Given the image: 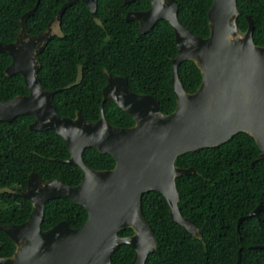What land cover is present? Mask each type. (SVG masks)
<instances>
[{"label":"trees","instance_id":"obj_1","mask_svg":"<svg viewBox=\"0 0 264 264\" xmlns=\"http://www.w3.org/2000/svg\"><path fill=\"white\" fill-rule=\"evenodd\" d=\"M68 0H41L34 16L27 20L28 32L36 35L44 30ZM38 0H0V43L14 42L21 29V17L32 10ZM178 16L194 34L207 37L208 11L213 0H177ZM243 15L237 24L246 32L249 16L254 23V41L264 47V0H238ZM149 0H99L96 18L83 2L67 9L62 29L63 38H54L39 61L43 86L48 90L63 89L54 97L62 116L74 118L77 111L92 122L101 117L103 89L107 84L105 71L128 79L131 90L157 98L164 113L177 106L172 86V58L177 55L174 29L160 20L153 29L139 37L137 22H127L129 11L147 10ZM12 58L0 53V102L28 95L22 75L8 77L6 69ZM179 75L189 92L202 83V73L193 61H184ZM108 120L115 126L131 127L133 118L115 102L105 103ZM33 117L21 116L11 123L0 122V222L5 225L25 223L33 210L28 199L18 195L32 172L44 180L62 179L77 186L82 178L79 166L61 162L70 158L62 137L52 130L33 131ZM255 140L240 133L217 148L185 153L177 159L180 167H195L198 171L178 177L180 207L184 216L192 219L203 238L187 233L173 220L166 197L157 191L145 193L143 213L154 227L159 240L158 250L147 264H237L243 248L242 264H264V213L261 221L246 219L238 232V223L260 204H264V160ZM84 159L97 170H111L116 161L111 155L87 148ZM4 190H13L16 193ZM87 210L70 199L51 200L45 207L42 228L47 230L61 221L71 227L82 226L88 220ZM134 233L125 229L121 236ZM15 243L0 230V257H12ZM136 256L130 245L120 246L112 257L114 264H130Z\"/></svg>","mask_w":264,"mask_h":264},{"label":"water","instance_id":"obj_2","mask_svg":"<svg viewBox=\"0 0 264 264\" xmlns=\"http://www.w3.org/2000/svg\"><path fill=\"white\" fill-rule=\"evenodd\" d=\"M87 4L95 16L98 0H69L48 28L37 36L27 31V20L36 7L21 17V30L14 43H0V53L12 58L5 74L23 76L29 94L0 102V122L11 123L21 116H31L34 131L52 130L62 137L71 158L65 163L82 169V180L70 186L62 179L44 181L40 174L29 176L27 187L19 193L33 210L23 224L5 225L3 231L16 246L12 257H0V264H114L112 257L122 245H130L136 256L130 264H147L159 248L154 227L143 213L145 193H162L170 205L171 217L187 233L199 239L203 232L192 219L184 216L177 179L198 171L177 165L179 156L200 149L217 148L244 133L252 137L264 160V47L254 41V23L243 32L237 21L243 15L238 0H213L209 11V35L194 34L179 19L177 0H149L146 11L130 12L127 21L140 24L139 36L148 33L160 20L174 29L177 55L172 58V86L177 106L164 113L153 95L131 90L127 78L106 72L108 83L103 91L101 118L90 122L81 112L76 118L62 116L54 104L59 91H48L39 77V56L57 35L65 11L74 3ZM134 0H125L130 3ZM184 61H193L202 73V83L189 92L179 75ZM115 102L128 113L135 125H112L104 112V103ZM86 148H95L116 161L113 170L98 171L83 158ZM67 198L84 207L89 218L79 228L64 221L49 230L42 228L46 204ZM260 205L246 218L260 217ZM134 233L121 236L125 229ZM240 232V230H239ZM243 249L237 264H242Z\"/></svg>","mask_w":264,"mask_h":264},{"label":"flooded vegetation","instance_id":"obj_3","mask_svg":"<svg viewBox=\"0 0 264 264\" xmlns=\"http://www.w3.org/2000/svg\"><path fill=\"white\" fill-rule=\"evenodd\" d=\"M40 1H41V0H40ZM68 1H69V0H68ZM68 1H67V2H68ZM98 1H99V0H98ZM134 1H136V0H134ZM134 1H132V2H134ZM67 2H66V3H67ZM78 2H82V1H78ZM149 2H150V1H149ZM37 3H38V2H37ZM66 3H64V4H66ZM76 3H77V2H76ZM83 3H84V2H83ZM130 3H131V2H130ZM64 4H63V5H64ZM74 4H75V3H74ZM74 4H73V5H74ZM125 4H129V3H125ZM36 5H37V4H36ZM63 5H62V7H63ZM73 5H72V6H73ZM86 5H87V4H86ZM72 6H71V7H72ZM150 6H151V4H150ZM35 7H36V6H35ZM35 7H34V8H35ZM62 7H61V8H62ZM71 7H70V8H71ZM87 7H88V6H87ZM34 8H33V9H34ZM61 8H60V9H61ZM149 8H150V7H149ZM149 8H148V9H149ZM33 9H32V10H33ZM60 9H59V11H60ZM68 9H69V8H68ZM148 9H147V10H148ZM97 10H98V7H97ZM30 11H31V10H30ZM36 11H37V10H36ZM59 11H58V13H59ZM66 11H67V10H66ZM66 11H65V13H66ZM138 11H146V10H138ZM138 11H129V12L127 13V15H126V21H127L128 14H129L130 12H138ZM28 12H29V11H28ZM28 12H27V13H28ZM35 13H36V12H35ZM58 13H57V14H58ZM65 13H64V15H65ZM96 13H97V12H96ZM96 13H95V15H96ZM25 14H26V13H25ZM25 14H24V15H25ZM57 14H56V16H57ZM34 15H35V14H34ZM34 15H33V16H34ZM64 15H63V17H64ZM91 15H92V14H91ZM56 16H55V17H56ZM31 17H32V16H31ZM55 17H54V18L48 23L47 27H46L44 30H42L40 33H38V34H36V35H32V34H30L29 32H28V33H29L30 35H32V36H37V35L41 34L42 32H44V31L48 28L49 24H50L51 22L54 21ZM63 17H62V21H63ZM248 17H249V16H248ZM29 18H30V17H29ZM29 18H28V19H29ZM92 18H93L97 23L101 24L100 21L98 20V18H96V16H94V17L92 16ZM20 21H21V19H20ZM62 21H61V25H60V27H59V28H56L57 35H55V36L50 40V42H51L54 38H56V37H58V38H63V37L65 36V34H64V32H63V29H62ZM132 21H133V20H132ZM132 21H127V22H132ZM135 22H136V21H135ZM137 23H138V22H137ZM138 25H139V30H138V36H139L140 24L138 23ZM152 29H153V28H152ZM152 29H151V30H152ZM20 30H21V29H20ZM27 31H28V29H27ZM149 32H150V31H149ZM149 32H148V33H149ZM19 33H20V32H19ZM146 34H147V33H146ZM18 35H19V34H18ZM143 35H145V34H143ZM143 35H142V36H143ZM139 37H141V36H139ZM16 40H17V39H16ZM16 40H15V41H16ZM15 41H14V42H15ZM14 42H12V43H14ZM50 42H49V43H50ZM49 43H48V44H49ZM9 44H10V43H9ZM47 46H48V45H47ZM46 48H47V47H46ZM42 54H43V53H42ZM39 57H40V56H39ZM41 68H42V64H41ZM40 70H41V69H40ZM106 72H108V71H105V74H106ZM110 73H111V72H110ZM113 75H115V74H113ZM115 76H118V75H115ZM39 77H40V76H39ZM106 77H107V74H106ZM120 77H124V76H120ZM125 78H126V77H125ZM127 80H128V79H127ZM107 83H108V79H107ZM106 86H107V84H106ZM106 86H105V87H106ZM105 87H104V89H105ZM44 88H45V87H44ZM27 89H28V88H27ZM45 89H46V88H45ZM104 89H103V91H104ZM46 90H48V89H46ZM62 90H63V89H58V90H48V91H59V92H60V91H62ZM28 91H29V90H28ZM132 91H133V90H132ZM134 92H135V91H134ZM57 93H58V92H57ZM137 93H138V92H137ZM28 94H29V93H28ZM140 94H141V93H140ZM149 95H150V94H149ZM54 97H55V96H54ZM108 101H111V100H108ZM106 102H107V101H106ZM106 102H105V103H106ZM112 102H113V101H112ZM105 103H104V106H103V108H104V112H105ZM102 104H103V99H102ZM102 104H101V113H102ZM78 112H81V111H77V112H76V116H77V113H78ZM81 113H82V112H81ZM82 115H83V114H82ZM105 115H106V113H105ZM76 116H75L74 118H76ZM83 116H84V115H83ZM64 117H65V116H64ZM106 117H107V116H106ZM67 118H70V117H67ZM74 118H73V119H74ZM84 118H85V117H84ZM100 118H101V117H100ZM100 118H99V119H100ZM85 119H86V118H85ZM99 119H98V120H99ZM107 119H108V118H107ZM86 120H87V119H86ZM98 120H97V121H98ZM88 121H89V120H88ZM97 121H95V122H97ZM90 122H92V121H90ZM109 122H110V121H109ZM110 123H111V122H110ZM31 124H32V123H31ZM31 124H30V125H31ZM111 124H112V123H111ZM30 125H29V129H30ZM112 125H113V124H112ZM134 125H135V124H134ZM134 125H133V126H134ZM117 127H119V126H117ZM124 128H128V127H124ZM30 130H31V129H30ZM33 131H34V130H33ZM55 133H56V132H55ZM66 146H67V145H66ZM67 148H68V147H67ZM86 149H87V148H86ZM86 149H85V150H86ZM94 149H95V148H94ZM97 151H98V150H97ZM69 152H70V151H69ZM84 152H85V151H84ZM101 154H102V153H101ZM107 155H108V154H107ZM70 158H71V154H70ZM70 158H69V159H70ZM83 158H84V153H83ZM69 159L62 160L61 162H64V163H65V161H67V160H69ZM84 160H85V159H84ZM85 162H86V161H85ZM66 164H67V163H66ZM86 164H87V163H86ZM72 165H74V164H72ZM87 165H88V164H87ZM76 166H78V165H76ZM88 166H90V165H88ZM90 167H91V166H90ZM115 167H116V166H115ZM115 167H114V168H115ZM91 168H93V167H91ZM114 168H113V169H114ZM93 169H94V168H93ZM113 169H111V170H113ZM81 170H82V169H81ZM94 170H97V169H94ZM98 171H106V170H98ZM32 173H36V172H32ZM32 173H31V174H32ZM37 174H39V173H37ZM40 175H41V174H40ZM41 176H42V175H41ZM42 177H43V176H42ZM43 179H44V178H43ZM52 180H56V179H52ZM81 180H82V178H81ZM44 181H45V180H44ZM47 181H51V180H47ZM45 182H46V181H45ZM27 183H28V182H27ZM80 183H81V181H80ZM80 183H79V184H80ZM66 184H67V183H66ZM79 184H78V185H79ZM70 186H71V185H70ZM26 187H27V186H26ZM24 190H25V189H24ZM24 190H23V191H24ZM4 191H8V192L16 193V192H14L13 190H4ZM21 192H22V191H21ZM21 192H20V193H21ZM18 195H19V193H18ZM19 196H20V195H19ZM20 197H21V196H20ZM22 198H23V197H22ZM25 199H26V198H25ZM58 199H59V198H58ZM53 200H54V199H53ZM50 201H51V200H50ZM31 204H32V203H31ZM46 205H47V204H46ZM260 205H264V204H260ZM260 205H259L258 207H260ZM32 207H33V205H32ZM258 207H257V208H258ZM257 208H256V209H257ZM256 209H255V210H256ZM255 210H254V211H255ZM254 211H252V212H254ZM252 212H251V213H252ZM251 213H250V214H251ZM262 213H264V211L261 212L260 217H253V218H257L259 221H261V215H262ZM250 214H249V215H250ZM88 215H89V214H88ZM249 215H248V216H249ZM248 216H245V217H248ZM245 217H242V218H245ZM88 218H89V216H88ZM242 218H241V219H242ZM246 219H251V218H246ZM246 219H245V220H246ZM239 221H240V220H239ZM61 222H64V221H61ZM61 222H60V223H61ZM66 222H68V221H66ZM85 223H86V222H85ZM85 223H84V224H85ZM242 223H243V222H242ZM42 224H43V223H42ZM58 224H59V223H58ZM68 224H69V222H68ZM84 224H83V225H84ZM69 225H70V224H69ZM55 226H56V225H55ZM53 227H54V226H53ZM53 227H51V228H53ZM70 227H71V226H70ZM80 227H81V226H80ZM240 227H241V226H240ZM51 228H50V229H51ZM72 228H74V227H72ZM77 228H79V227H77ZM44 230H45V229H44ZM47 230H49V229H47ZM239 230H240V228H239V223H238V232H239ZM239 233H240V232H239ZM241 248H242V247H241ZM241 248H240V249H241ZM242 249H243V248H242ZM251 249H264V246L252 247ZM239 251H240V250H239Z\"/></svg>","mask_w":264,"mask_h":264}]
</instances>
